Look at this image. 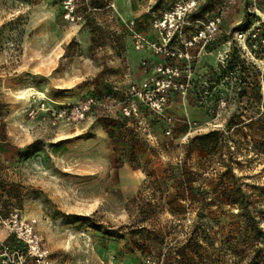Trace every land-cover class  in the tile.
<instances>
[{"label":"rangeland","instance_id":"1","mask_svg":"<svg viewBox=\"0 0 264 264\" xmlns=\"http://www.w3.org/2000/svg\"><path fill=\"white\" fill-rule=\"evenodd\" d=\"M263 27L264 0H0V210L45 264H264V55L235 36ZM233 51L246 72L221 75ZM240 190L253 232L231 249Z\"/></svg>","mask_w":264,"mask_h":264},{"label":"built area","instance_id":"2","mask_svg":"<svg viewBox=\"0 0 264 264\" xmlns=\"http://www.w3.org/2000/svg\"><path fill=\"white\" fill-rule=\"evenodd\" d=\"M184 9L177 7L173 13L166 14L163 18L162 25L168 31L172 30L181 20ZM156 27H159L156 25ZM217 29L216 22L208 23L205 30L198 34L195 39L207 40V37ZM260 29L252 31L240 28L236 31L235 36L241 50L247 54L254 53L260 56L264 55V27L259 36ZM194 40V39H193ZM184 47L192 46V43L183 45ZM135 91L134 88H132ZM91 100L82 104L80 116L89 110ZM65 113H58L57 118H62ZM2 128V118L0 117V132ZM0 233L6 236L5 240H0V264H45L48 257V250L44 247L41 239L35 232L33 220L24 219L18 211H12L3 214L0 210ZM7 239H12L11 242Z\"/></svg>","mask_w":264,"mask_h":264},{"label":"trees","instance_id":"3","mask_svg":"<svg viewBox=\"0 0 264 264\" xmlns=\"http://www.w3.org/2000/svg\"><path fill=\"white\" fill-rule=\"evenodd\" d=\"M226 64L225 66H223L222 64H219L217 66V69L221 72V75H225L229 72H233L235 70H241L242 72H246L245 67V63L239 59L238 55L236 54L235 51H233L230 55H228L227 59H226ZM216 70H212V72L214 73ZM247 76L246 75H241L238 77L237 81H239L240 84H245L247 81ZM211 82V81H210ZM220 135L219 132L217 131H212L209 132L208 134L205 135H201L199 137H196L194 139V143L193 144H198V146L205 151H211L212 149L215 148V146L217 145L219 139H220ZM204 165L199 164L198 165V169L202 168L203 169ZM225 200L228 202L229 205L231 206H237V218H240L243 220V228L242 229H238V231L236 232H232L231 235L234 236V238H232L230 244L229 245L231 249L234 248H238V246H247V248L250 247L249 245V241L250 240L247 235L248 233H250L249 229L252 230L253 232V228H252V224L254 222L253 217L251 216L252 211L249 209V201L248 198L246 197V194L244 193V191L240 190V194L238 195V197H233V195H227ZM198 209V208H196ZM200 227H204V225H200ZM150 233L147 232V230L145 229V227H142L140 229H136L135 231H133L131 234L132 235H141L144 233ZM203 233L201 234H206L205 229L202 231ZM106 234L110 235L111 237H117V238H122L123 235L120 234L118 231H106ZM193 234H195V237L193 239V244L195 248H199V246L197 245V240L199 237V226H196L193 230ZM257 237V239L259 240V238L261 236H263V233L261 231L257 232V234L255 235ZM200 259L203 261V258L200 256Z\"/></svg>","mask_w":264,"mask_h":264},{"label":"crops","instance_id":"4","mask_svg":"<svg viewBox=\"0 0 264 264\" xmlns=\"http://www.w3.org/2000/svg\"><path fill=\"white\" fill-rule=\"evenodd\" d=\"M8 142H12L11 140H7ZM4 142H0V154H1V149H2V145H3ZM7 237L4 236L3 234L0 233V240H5ZM7 241L11 242L12 239H7Z\"/></svg>","mask_w":264,"mask_h":264}]
</instances>
